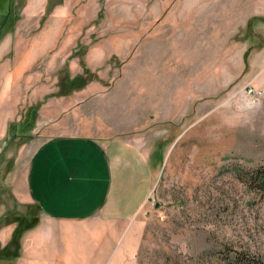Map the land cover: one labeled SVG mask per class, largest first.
I'll return each mask as SVG.
<instances>
[{"label": "rangeland", "instance_id": "1", "mask_svg": "<svg viewBox=\"0 0 264 264\" xmlns=\"http://www.w3.org/2000/svg\"><path fill=\"white\" fill-rule=\"evenodd\" d=\"M56 33L36 69L67 43L53 67L59 97L80 92L74 102L97 119L112 103L116 123L136 125L122 137L138 138L155 165L133 225L137 264H238L242 252L264 261V200L237 177L264 164V0H0L1 94L26 38ZM39 107L21 111L0 141V206H14L0 226L8 208L26 213L2 182L31 149Z\"/></svg>", "mask_w": 264, "mask_h": 264}, {"label": "crops", "instance_id": "2", "mask_svg": "<svg viewBox=\"0 0 264 264\" xmlns=\"http://www.w3.org/2000/svg\"><path fill=\"white\" fill-rule=\"evenodd\" d=\"M232 12L228 9V15ZM233 20L229 17L227 23ZM55 36L26 38L4 74L9 83L3 88L5 97L0 91V141L9 123L21 119V111L37 102L40 107L31 149L15 154L2 182V191L26 213L15 216L8 208L3 216L0 264H137L140 233L133 225L151 193L155 165L138 138L122 137L136 125L129 120L116 123L112 103L102 105L108 115L112 111L110 117L97 119L83 113L85 101L74 102L80 92L73 90L67 102L59 97L53 67L68 52L67 43L46 60L51 68L36 69L55 47L58 33ZM90 54L88 49V58ZM77 73L73 70L72 76ZM90 89L88 85L82 92ZM115 91L114 85L108 94ZM3 153L0 150V158ZM6 207L14 208L11 201L1 205L0 217ZM123 235L127 240L120 246Z\"/></svg>", "mask_w": 264, "mask_h": 264}, {"label": "trees", "instance_id": "3", "mask_svg": "<svg viewBox=\"0 0 264 264\" xmlns=\"http://www.w3.org/2000/svg\"><path fill=\"white\" fill-rule=\"evenodd\" d=\"M237 177L255 196L264 200V164L253 168H242ZM235 261L238 264H264L260 258L247 255L244 252L236 254Z\"/></svg>", "mask_w": 264, "mask_h": 264}]
</instances>
